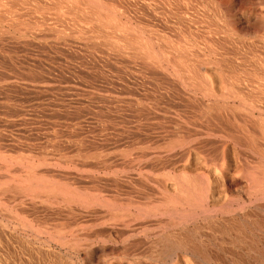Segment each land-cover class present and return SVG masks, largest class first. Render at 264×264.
<instances>
[{"label":"rangeland","instance_id":"obj_1","mask_svg":"<svg viewBox=\"0 0 264 264\" xmlns=\"http://www.w3.org/2000/svg\"><path fill=\"white\" fill-rule=\"evenodd\" d=\"M234 1L0 0V264L205 263L178 258L168 251L162 238L168 229L162 210L165 195L159 194L162 196L161 191L166 190L169 196H174L175 179H201L207 170L201 168L202 162L196 161L195 152L189 156V151L180 148L177 142L195 126L193 114L187 113L191 110L187 104L195 99L206 100L210 95L225 99L233 94L232 87L236 84L246 91L249 86L246 82L264 81V43L257 36L246 35L247 26L239 20L243 11L246 14L252 11L249 16L254 20L261 6L264 10V0H261L263 5L260 0ZM230 19L246 30L240 37L229 30ZM218 33L224 38L217 37ZM222 47L226 50L229 47L232 53L224 52ZM243 50L249 52L245 53L249 59ZM249 63L253 68L247 67ZM248 74L253 75L252 80ZM241 80L246 81L243 84L246 88ZM205 83L212 85L216 95L223 93V96H216ZM199 84H203L201 89L206 86V93L214 94L197 90ZM225 87H231V91L228 88L224 92ZM231 151L227 155V161L232 164L230 178L237 175L236 180L249 179L250 169L243 164L245 155L238 157ZM187 158L189 163L185 162ZM25 166L27 169L36 166L34 180L26 181ZM232 170L238 171L235 174ZM10 183L15 188L13 194ZM45 183L60 187L57 191L54 188L56 195L53 196L51 185H47L50 194L45 191ZM43 190L48 195L39 197L37 194H43ZM61 190L67 194L78 191L73 195L79 196V200L84 195L87 199L98 196L101 202L97 203L96 199L93 202L97 204L90 207L92 201L86 204L84 197L79 203L74 196L70 207L69 203H63L58 193ZM18 192L20 195H16ZM231 195L237 197L235 193ZM53 198L57 201L54 204ZM222 199L225 197L221 195L223 202ZM262 201L261 207L250 205L239 210L241 221L234 225L253 229L254 232L245 236L246 242L264 251ZM115 211L116 218L112 216ZM56 226L59 232L55 231ZM193 228L191 225L184 233H195ZM176 230L174 227L167 233L176 234ZM56 232L60 233L59 237ZM196 247L206 248L198 243ZM227 263L264 264V253L222 264Z\"/></svg>","mask_w":264,"mask_h":264},{"label":"bare ground","instance_id":"obj_2","mask_svg":"<svg viewBox=\"0 0 264 264\" xmlns=\"http://www.w3.org/2000/svg\"><path fill=\"white\" fill-rule=\"evenodd\" d=\"M169 1V0H168ZM186 1V0H185ZM205 1V0H204ZM229 0H227L228 2ZM246 0H244L245 2ZM257 1V0H256ZM175 2V1H174ZM225 2V1H223ZM232 2V1H230ZM229 2V3H230ZM236 3V0L234 1ZM242 2V1H241ZM248 2V1H247ZM252 2H255V0ZM264 2V1H263ZM166 3V2H165ZM178 3V2H177ZM209 3V2H208ZM221 3V2H220ZM250 3V1L248 2ZM257 3V2H256ZM224 4V3H223ZM228 4V3H225ZM232 5V3H230ZM242 4V3H241ZM244 4V3H243ZM252 4V3H251ZM250 4V6H251ZM255 4V3H254ZM252 4V5H254ZM259 3H257L256 5H258ZM262 4V1L260 0V5ZM245 5V4H244ZM263 5V4H262ZM243 6V5H242ZM247 6V5H245ZM236 6H232V8H235ZM239 7V5H238ZM241 7V6H240ZM239 7V8H240ZM259 7V6H258ZM262 7V6H261ZM260 7V12H256L255 16H254V20L250 18L249 14L252 13V11L249 14H246V12L241 13L240 16L241 18L239 19L240 21H244V23L247 26V31L243 30L240 26H238V21L230 19L231 21H229L227 23V26L229 27V30L232 32V35H237L240 37L241 34L245 33L244 31H246V35L247 34H251L252 37L253 36H257L258 39H261V41L264 43V10L263 8L261 9ZM173 8V7H172ZM237 8V7H236ZM239 8H238V12H239ZM252 8V7H250ZM255 8V7H253ZM257 8V6H256ZM194 9V8H193ZM242 9V8H241ZM240 9V10H241ZM244 9V8H243ZM170 10V9H169ZM181 10V9H180ZM192 10V9H191ZM235 10V9H234ZM235 10V12H236ZM196 11V10H195ZM226 11V10H225ZM242 11V10H241ZM246 11V10H245ZM249 11V10H248ZM258 11V10H257ZM219 12V11H218ZM236 12V14L238 13ZM184 13V12H183ZM220 13V12H219ZM224 13V12H222ZM234 13V17L236 18V15ZM186 15V14H185ZM198 15V14H197ZM222 15V14H221ZM224 17L226 18V14L224 13ZM231 15V14H230ZM233 16V15H232ZM183 17V16H182ZM187 17V16H186ZM200 17V16H199ZM229 17V16H227ZM201 19V18H200ZM216 19V18H215ZM193 20V19H192ZM196 20V19H195ZM241 23V22H240ZM244 25V24H243ZM195 26V25H194ZM205 27V26H204ZM244 28V26H243ZM206 29V28H205ZM245 29V28H244ZM210 30V29H209ZM198 31V30H197ZM207 31V30H206ZM216 31V30H215ZM205 32V31H204ZM217 32V31H216ZM219 32V31H218ZM206 33V32H205ZM221 33V32H219ZM219 33L216 35L217 37H221L224 35H219ZM215 34V33H213ZM212 34V35H213ZM198 35V34H197ZM196 35V36H197ZM205 35V34H204ZM208 35V34H207ZM246 35L243 37L245 41H247V39H245ZM250 35V36H251ZM172 36V35H171ZM209 36V35H208ZM207 36V37H208ZM214 36V35H213ZM213 36H209V37H213ZM216 36L213 39H216ZM181 37V36H180ZM249 39V41L251 40V38ZM199 38V37H198ZM201 38V37H200ZM206 38V37H204ZM242 38V39H243ZM255 38V37H254ZM181 39V38H180ZM179 39V40H180ZM209 39V38H208ZM219 39V38H218ZM242 39L240 42H242ZM253 39V38H252ZM212 40V39H211ZM225 40H228L225 39ZM230 40V39H229ZM181 41V40H180ZM207 41V40H205ZM252 41V40H251ZM250 41V42H251ZM255 41L258 42V40L256 39ZM204 42V41H203ZM244 42V41H243ZM260 42V43H262ZM202 43V42H200ZM216 43V40H215ZM227 43V42H226ZM233 43V42H232ZM231 43V44H232ZM249 43V42H248ZM253 43V41H252ZM259 43V44H260ZM213 44V43H212ZM217 44V43H216ZM225 46V42L223 43ZM228 44V43H227ZM251 44V43H250ZM215 45V44H214ZM233 45V44H232ZM254 45V44H253ZM258 45V44H256ZM264 46V44H262ZM261 45V49L262 46ZM208 47L210 46V44L207 45ZM228 46V45H227ZM226 46V47H227ZM243 46V45H242ZM241 46V47H242ZM245 47L249 48L247 46V43H245L244 45ZM243 46V48H244ZM251 46V45H250ZM259 46V45H258ZM255 46L257 50V47ZM180 47V46H179ZM201 47V46H200ZM213 47V45H212ZM218 47V45H217ZM253 48V46H251ZM216 48V47H215ZM224 47H222L223 49ZM229 48V47H228ZM227 48H224L225 51L224 52H231V50H229ZM242 48V49H243ZM251 48V49H252ZM260 48V47H259ZM210 49H212L210 47ZM220 49V48H218ZM240 49V50H242ZM245 49V48H244ZM250 49V50H251ZM197 50V49H196ZM201 50V49H200ZM233 50V49H232ZM236 50V49H235ZM248 50V49H247ZM245 50V51H247ZM254 50V49H252ZM259 50V49H258ZM208 51V50H207ZM212 51L214 53L215 49ZM222 51V52H223ZM243 50L242 53H247ZM251 52V51H250ZM184 53V52H183ZM232 53V52H231ZM249 53V52H248ZM247 53V54H248ZM253 53V52H252ZM255 53V52H254ZM253 53V54H254ZM258 53V52H257ZM262 53V52H261ZM260 53V54H261ZM264 53V52H263ZM243 54V55H244ZM188 55V54H187ZM220 55V54H218ZM215 54V56H218ZM223 55V54H221ZM232 55V54H231ZM258 56V54H256ZM196 56V55H195ZM214 56V55H213ZM214 56V57H215ZM230 56V54H229ZM246 56V54H245ZM197 57V56H196ZM223 57V56H221ZM235 57V56H234ZM246 57H248L249 59V55H247ZM245 57V58H246ZM202 58V57H201ZM200 58V59H201ZM220 58V57H219ZM218 58V60H219ZM224 58V57H223ZM222 58V59H223ZM226 58V57H225ZM230 58H232L230 56ZM258 58H262V57H258ZM264 58V57H263ZM244 59V58H243ZM247 59V58H246ZM156 60V59H155ZM217 60V59H216ZM225 62L227 61V59H223ZM232 59H230L231 61ZM245 60V59H244ZM251 60V57H250ZM261 61V59H259ZM229 61V60H228ZM246 61V60H245ZM172 62V61H171ZM202 62V61H201ZM200 62V64H201ZM233 62V61H231ZM250 62V61H249ZM263 62V60H262ZM157 63V62H156ZM222 63V62H221ZM220 63V64H221ZM236 63V59L234 61V64ZM247 63V62H245ZM260 63V62H259ZM151 64V63H150ZM217 64V63H216ZM226 64V63H225ZM239 64V63H238ZM250 64V63H249ZM248 64V65H249ZM264 64V62H263ZM211 65V64H210ZM224 65V64H223ZM222 65V66H223ZM229 65V64H227ZM199 66V65H198ZM247 66V65H246ZM252 67V64H250L247 67ZM206 67V66H205ZM232 67V66H231ZM261 67H263L261 65ZM203 68V67H202ZM235 68V67H234ZM239 69V67H237ZM253 68V67H252ZM249 69V68H248ZM246 69V70H248ZM251 69V68H250ZM236 70V68H235ZM244 70V69H243ZM243 74V73H242ZM250 75V74H248ZM248 75H242L248 78ZM250 75L249 77L251 78ZM249 78V79H250ZM253 78V77H252ZM252 78L250 80H252ZM237 79V77H236ZM248 79V81H249ZM246 80V79H245ZM264 80V78H263ZM238 81V79L236 80ZM254 81V79H253ZM256 81V80H255ZM249 82L250 84H248V82H246L247 85H249L247 88L244 86L245 82L243 83L242 80L240 81V83H242V85L246 88H243L244 91H242L240 88V86L238 84H236V86L233 88L232 87V95L230 97L228 96V98L226 97L225 99H220L217 97H213L214 95H210L208 91L207 93L212 96L210 99L208 96V99L204 100L203 99H195L194 101L192 100L190 103H188L187 101V105L191 108V110H189V112H187L188 114L191 113L193 114V125L195 126H191L193 127L191 130H189L188 132L182 134L183 136L178 139V143L180 148H185L187 149V151H189V156L192 154V152H195L196 154V161L199 160L201 163V168L204 166V169H207L206 172L203 173V176L201 179H198L197 177H189V179L187 178V180L182 181L179 179H175V195L174 196H169L168 192L166 190L161 191L160 188H156L155 186V190L160 189V191L163 193V195L161 196V194H159L160 191H158V194L160 195V197H164L162 199H164V207L163 209L161 208V204L163 202H160V206L158 209H162L163 210V214H165L167 220L165 221V225L167 226V228L169 229V231L174 227H177V233L175 234L174 232L172 233H167L164 235L163 234V240L166 242L167 244V249L168 251L174 255L177 256L178 258H189V259H193V260H198V261H202L208 264H222L223 262H229L232 260H237V259H241L245 256L248 257H258V256H262V254L264 253V251H261L258 247L256 246H248L247 244V240L245 239V236H247L248 234H250L251 232H254L253 229L251 228H244V227H237L235 226V222L241 221V215L242 213L239 210H245L246 207H250V205H255L256 207L263 205L260 204V202L262 200H264V81L261 82ZM232 83V82H231ZM206 84V83H205ZM204 84V85H205ZM208 84V83H207ZM206 84V86H207ZM211 84V83H210ZM256 84V85H255ZM203 85V84H202ZM202 85H196L198 87L197 90L200 89V91L202 90V92H205V87L203 89H201L203 86ZM209 85V84H208ZM234 85V84H233ZM241 85V84H240ZM246 85V86H247ZM195 86V85H194ZM210 86V85H209ZM207 87L208 90L210 87ZM214 86V84H213ZM231 86V85H229ZM196 88V87H194ZM213 88V87H212ZM211 88V89H212ZM217 88V87H216ZM228 88H230L231 91V87H225L224 90H229ZM204 90V91H203ZM226 90V91H227ZM195 91V90H194ZM207 91V90H206ZM214 93L216 92L213 88ZM222 91V89H221ZM224 91V92H226ZM218 92V91H217ZM241 92L244 94L241 95ZM206 93V95H208ZM211 93V92H210ZM211 93V94H214ZM222 94L221 96H223V93H219ZM218 94V95H219ZM204 95V96H206ZM216 95V93H215ZM216 95V96H218ZM226 96V95H225ZM224 96V97H225ZM194 97V96H193ZM220 97V95L218 96ZM198 98V97H197ZM206 98V97H205ZM214 98V99H213ZM207 101V102H206ZM170 102V101H169ZM183 103V105L185 104ZM171 104V102H170ZM173 106H174V102H172ZM177 105V104H175ZM170 106V105H169ZM187 106V107H188ZM186 107V108H187ZM153 108V107H152ZM157 108V107H156ZM169 109V108H168ZM156 110V109H155ZM154 110V111H155ZM161 110V109H160ZM176 110V109H175ZM158 111V110H157ZM163 111V110H162ZM174 112V111H173ZM186 112V111H185ZM156 113V112H155ZM159 113V112H158ZM180 113V112H178ZM162 114V113H161ZM171 114V113H170ZM190 114V115H191ZM153 116V114H152ZM179 116H183L180 115ZM185 116V115H184ZM192 116V115H191ZM187 117V114H186ZM155 118V117H154ZM190 118H186L187 121H189ZM185 119V121H186ZM155 120V119H154ZM184 121V122H185ZM191 121V120H190ZM186 123V122H185ZM189 123V122H188ZM192 125V123H190ZM190 124L188 126V128H190ZM185 130V129H184ZM181 132V131H180ZM184 132V131H183ZM184 149V151L186 152V150ZM183 150V149H181ZM232 150V151H231ZM183 151V153H184ZM229 151L234 152L233 155L236 156H240L241 154L245 155L244 157V163L247 167V169H250V177L247 180H243V179H237L236 180V176H235V172L234 171V178H230L231 175V165L229 163V161H227V155L229 153ZM154 153V152H153ZM182 153V154H183ZM188 155V154H187ZM186 155V157H187ZM194 155V154H193ZM152 156H154L152 154ZM158 156V155H157ZM156 156V157H157ZM188 156V157H189ZM184 158V157H183ZM252 158H256L257 161L254 162V160ZM185 159V158H184ZM235 159V158H234ZM190 159L187 158V160L185 162L189 163ZM229 160V158H228ZM156 161V160H155ZM192 161V160H191ZM239 161V160H238ZM243 161V160H241ZM153 162V161H152ZM198 162V161H197ZM30 164V163H29ZM153 164V163H152ZM191 164V162H190ZM190 164H188L189 166H191ZM235 164V163H234ZM237 164V163H236ZM194 165V164H193ZM21 166V165H20ZM27 166H25V172H26V178L28 181H32L36 178V166H31L28 169L26 168ZM61 168V167H60ZM233 168V167H232ZM15 169V168H14ZM27 169V170H26ZM54 169V167L52 168ZM237 169V167H236ZM241 170V168H239ZM244 169V168H243ZM246 169V170H247ZM12 170V169H11ZM21 171L23 172L24 169L21 168ZM20 171V172H21ZM48 171V170H47ZM50 171V170H49ZM48 171V172H49ZM205 171V170H203ZM244 171V170H243ZM248 171V170H247ZM14 172V171H12ZM17 172V170H16ZM63 173V172H62ZM244 173V172H243ZM80 174V173H79ZM91 174V173H90ZM23 175V173H22ZM39 175V174H38ZM87 175V174H86ZM44 176V175H42ZM12 177V176H9ZM17 177V175H16ZM20 177V176H19ZM188 177V176H187ZM18 178V177H17ZM16 178V180L18 181V179ZM21 178V177H20ZM171 178V177H170ZM197 178V179H196ZM51 179L53 180V178L51 177ZM25 180V178H24ZM46 180V179H45ZM50 180V179H49ZM48 180V183H49ZM51 180V181H52ZM154 180V179H153ZM36 182V181H35ZM34 182V183H35ZM47 182V181H46ZM56 182V181H55ZM156 182L157 181H153ZM22 183V182H21ZM40 183V182H38ZM44 184L45 187L47 185H51L52 187V194L57 193V192H53L54 188L56 187V191L58 190L57 188L60 189V187H57L56 185H52V184ZM58 183V182H57ZM14 184V183H13ZM16 184V183H15ZM20 184V183H19ZM23 184V183H22ZM28 184V183H27ZM37 184V183H36ZM54 184V183H53ZM56 184V183H55ZM62 186V183H60ZM8 185H12L11 183ZM7 185V187L9 188V186ZM25 185V184H24ZM32 185V184H31ZM41 184L36 185L37 187L40 186ZM43 185V188H44ZM58 185V184H57ZM154 185V184H153ZM14 185H12L11 187H13ZM18 186V185H17ZM22 186V185H21ZM35 186V185H34ZM35 186V188H37ZM42 186V185H41ZM40 186V189L42 188ZM54 186V187H53ZM16 187V185H15ZM20 187V185L18 186ZM31 188V186H29ZM50 187V186H49ZM50 187V188H51ZM67 187V186H66ZM158 187V186H157ZM7 188V192H11L8 191L10 190V188ZM14 188V187H13ZM21 188V187H20ZM48 186L45 189V191H47L50 194V190H47ZM74 188V187H73ZM72 188V189H73ZM18 189V188H17ZM39 189V188H38ZM65 189V188H64ZM153 188H151L152 190ZM13 190L12 189V194H13ZM21 190V189H20ZM26 190V189H25ZM42 190V189H41ZM63 190V188H62ZM61 190L62 193H64ZM70 191V189H68ZM75 190V188H74ZM23 191V189H22ZM37 191V190H36ZM39 191V190H38ZM43 190V194H37L39 197H43L46 192ZM66 191V190H64ZM72 191V190H71ZM154 191L153 192H156ZM6 192V191H5ZM17 192V190H16ZM25 192V191H23ZM75 192V194H78L76 191H73L72 194L68 192L64 193L65 195H62V193H60L58 191L59 194H61L62 199L64 200L63 203H69V206H71L70 203H72V200H75L76 196V200L77 202H79L80 200L84 199V197L79 200V196L77 195H73V193ZM160 192V193H161ZM8 193V194H9ZM41 193V192H40ZM89 193V192H88ZM152 193V191H151ZM166 193V194H164ZM232 193H235V195L237 197H232ZM12 194L10 196H12ZM53 194V196H54ZM85 194V193H84ZM157 194V195H158ZM230 194V195H229ZM15 195V194H14ZM16 195H20L19 192L18 194L16 193ZM23 195V194H22ZM48 195V194H47ZM45 195V196H47ZM56 195V194H55ZM69 195V196H68ZM87 195V194H86ZM107 195V194H106ZM155 194H151V196H153L154 199H156L157 197L154 196ZM221 195L223 197H225V200H223V202L220 200L221 199ZM7 196V194H6ZM60 196V195H59ZM60 196V197H61ZM66 197L65 199L67 200L65 202V199L63 198ZM88 196V195H87ZM105 196V195H104ZM230 196V197H228ZM18 197V196H17ZM37 197V196H36ZM35 197V198H36ZM52 196H50L51 198ZM91 197V196H90ZM93 197V196H92ZM91 197V198H92ZM156 197V198H155ZM14 198V197H13ZM12 198V200H13ZM46 198V197H45ZM56 199V197H54ZM51 199L54 200V202L56 201L55 199ZM58 198V196H57ZM91 198H86L85 197V202L86 201H92L91 203H87L88 205L91 204L92 206L94 204L99 203L100 200H98V196ZM11 199V198H10ZM34 199V198H33ZM37 199V198H36ZM48 199V198H47ZM60 199V200H59ZM57 200H59L58 202L61 201V198H59ZM97 199V203L93 202L96 201ZM113 199V198H112ZM154 199H152L154 201ZM159 199V198H158ZM161 199V201H162ZM50 200V199H49ZM46 200V201H49ZM114 200V199H113ZM160 200V199H159ZM25 201V200H24ZM35 201V199H34ZM41 201V200H40ZM50 201V202H51ZM71 201V202H69ZM83 201V200H82ZM134 201V200H133ZM157 200L154 201V203ZM219 201L222 202V205L220 204L219 206ZM39 202V201H38ZM57 202V201H56ZM76 202V203H77ZM101 202V201H100ZM263 202V201H262ZM33 203V202H32ZM46 203V202H45ZM61 203V202H60ZM59 203V204H60ZM81 203V202H79ZM107 203V202H106ZM105 202H103V204H106ZM35 204V203H34ZM73 204V203H72ZM85 204V203H84ZM85 204V205H86ZM101 204V203H100ZM135 204V203H134ZM152 204V203H151ZM260 204V205H259ZM9 205V204H8ZM38 205V204H37ZM40 205V204H39ZM68 205V204H66ZM85 205H83L84 207H86ZM113 205V204H112ZM218 205V206H217ZM11 206V205H10ZM43 206V205H42ZM115 206V205H114ZM157 206V205H156ZM237 206V207H236ZM12 207V206H11ZM47 207V206H46ZM62 207V206H61ZM153 207V206H152ZM52 208V207H51ZM54 208V207H53ZM66 208V207H65ZM96 208V207H95ZM117 208V206H116ZM32 209V208H31ZM69 209V208H68ZM98 209V208H97ZM139 209V207H138ZM156 209V207L154 208V210ZM156 209V210H158ZM160 209V212H161ZM247 209V208H246ZM24 210V209H23ZM29 210V209H28ZM27 210V211H28ZM75 210V209H74ZM73 210V211H74ZM85 210V209H84ZM134 210V209H133ZM51 211V210H50ZM145 211V210H144ZM159 211V210H158ZM249 211V210H248ZM71 212V211H70ZM88 212V211H87ZM104 212V211H102ZM101 212V214H103ZM109 212V211H108ZM111 212V211H110ZM129 213H131L133 215L132 212L127 211ZM134 212V211H133ZM43 213V212H42ZM73 213V212H72ZM106 213V210L104 212V214ZM114 212H112V216L118 215L115 211L116 214H113ZM149 213V212H148ZM252 213V212H251ZM74 214V213H73ZM108 214V213H107ZM162 214V212L160 213ZM249 214V213H248ZM12 215V214H11ZM44 215V214H43ZM80 215V214H79ZM92 215V214H91ZM95 215V214H94ZM98 215V214H96ZM100 215V214H99ZM152 215V212H151ZM155 215V214H154ZM158 215V214H157ZM72 216V215H70ZM110 216V214H109ZM112 216L110 217L112 219ZM130 216V215H129ZM139 216V214H138ZM78 217V216H77ZM95 217V216H94ZM101 217V216H99ZM97 217V218H99ZM114 217V216H113ZM119 217V216H118ZM141 217V216H140ZM156 215L154 216L153 219H155ZM162 217V218H163ZM22 218V217H21ZM24 218V217H23ZM72 218V217H69ZM151 218V217H150ZM164 218V219H166ZM81 219V218H80ZM96 219V218H95ZM105 219V218H104ZM114 219V218H113ZM120 219V218H119ZM133 219V218H131ZM130 219V220H131ZM158 219V218H157ZM26 220V219H25ZM46 220V219H45ZM54 220V219H53ZM102 220V219H100ZM117 220V219H116ZM115 220V221H116ZM122 220V219H121ZM152 220V219H151ZM27 221V220H26ZM82 221V220H81ZM90 221V220H89ZM106 221V220H104ZM111 221V220H110ZM125 221V220H124ZM159 221V220H158ZM232 221V222H231ZM263 221V220H262ZM261 221V222H262ZM24 222V221H22ZM21 222V223H22ZM129 222V221H128ZM127 222V223H128ZM132 222V221H131ZM247 222V221H246ZM65 223V222H64ZM106 223V222H105ZM113 223V222H112ZM126 223V221H125ZM154 224L156 222H153ZM264 223V222H263ZM28 224V223H27ZM77 224V222H76ZM83 224V223H82ZM122 224V223H121ZM129 224V223H128ZM158 225L161 223H157ZM233 224V225H232ZM256 224V223H255ZM44 225V224H43ZM84 225V224H83ZM107 225V224H106ZM105 225V226H106ZM127 225V224H126ZM152 225V224H151ZM163 225V224H162ZM194 226L193 230L195 233L192 232V234H189V232H185V230L189 229L190 226ZM23 226V225H22ZM28 226V225H27ZM30 226V225H29ZM66 226V225H63ZM70 226V225H69ZM68 226V227H69ZM26 227V226H25ZM58 226L55 227V229ZM66 227V228H68ZM88 226L86 225L85 229ZM132 227V226H131ZM152 227V226H151ZM160 227V226H159ZM246 227V226H245ZM264 227V226H263ZM83 228V227H82ZM171 228V229H170ZM39 229V228H38ZM37 229V230H38ZM54 229V230H55ZM59 229V228H58ZM56 229L55 231H60V229L58 230ZM81 229V228H80ZM89 229V228H88ZM92 229V228H91ZM89 229V230H91ZM159 229V228H158ZM49 230V229H48ZM68 230V229H67ZM70 230V229H69ZM84 229H82L83 231ZM87 230V229H86ZM88 230V231H89ZM127 230V228H126ZM165 230V228L163 229ZM72 231V230H71ZM74 231V230H73ZM85 231V230H84ZM87 231V232H88ZM93 231V230H92ZM42 232V231H41ZM44 232V231H43ZM50 232V231H48ZM78 232V231H76ZM81 232V231H80ZM96 232V231H95ZM57 233V232H56ZM61 233H64V230H61ZM72 233V232H71ZM90 234V231L88 232ZM86 233V234H88ZM159 234L160 237V233L157 232ZM156 233V236H157ZM162 233V232H161ZM165 233V232H163ZM58 234V235H57ZM56 235L59 237L60 233H57ZM77 234V233H76ZM83 234V233H82ZM93 234V233H92ZM97 234V233H96ZM133 234V233H132ZM185 234V235H184ZM74 232H73V236H74ZM124 235V234H123ZM135 235V234H134ZM259 235V234H258ZM262 235V234H260ZM46 236V235H45ZM48 236V235H47ZM51 236V235H49ZM54 236V235H53ZM62 236V235H61ZM84 236V235H83ZM87 236V235H86ZM84 236V238L86 237ZM92 236V235H90ZM116 236V235H115ZM185 236V237H184ZM64 237V234H63ZM66 237V236H65ZM88 237V236H87ZM114 237V236H113ZM118 237V236H117ZM121 237V236H119ZM248 237V236H247ZM251 237V236H249ZM261 237V236H260ZM49 238V237H48ZM51 238V237H50ZM62 238V237H61ZM77 238V237H76ZM79 238V237H78ZM60 239V238H59ZM58 239V240H59ZM264 239V237H263ZM49 240V239H48ZM51 240V239H50ZM65 240V239H64ZM77 240V239H76ZM162 240V239H161ZM252 240H254L252 238ZM259 240V239H258ZM47 241V240H46ZM56 241V239H55ZM53 242V241H52ZM164 242V244H165ZM263 244V241H261ZM201 244V245H205V249H199L196 247V245ZM256 243V241H255ZM259 242H257L258 244ZM249 244L251 245V243L249 242ZM254 244V243H253ZM261 244V243H260ZM261 244V246H262ZM259 246V247H261ZM181 254H177V253ZM91 256V255H90ZM169 256V255H168ZM176 257V258H177ZM171 258V257H170ZM247 259V258H246ZM178 260V259H177ZM256 260V259H255ZM244 261V260H243ZM187 263V262H186ZM198 263V262H197ZM204 263V264H205ZM236 263V262H235ZM191 264V263H189ZM228 264V263H227ZM230 264V263H229Z\"/></svg>","mask_w":264,"mask_h":264}]
</instances>
